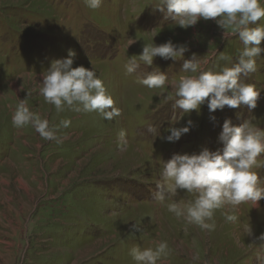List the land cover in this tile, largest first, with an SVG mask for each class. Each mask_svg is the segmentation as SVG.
Here are the masks:
<instances>
[{"label": "rangeland", "instance_id": "374dc122", "mask_svg": "<svg viewBox=\"0 0 264 264\" xmlns=\"http://www.w3.org/2000/svg\"><path fill=\"white\" fill-rule=\"evenodd\" d=\"M0 264H264V0H0Z\"/></svg>", "mask_w": 264, "mask_h": 264}]
</instances>
